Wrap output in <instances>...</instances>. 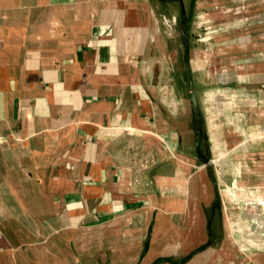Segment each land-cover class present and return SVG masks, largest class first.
<instances>
[{
	"label": "crops",
	"instance_id": "1",
	"mask_svg": "<svg viewBox=\"0 0 264 264\" xmlns=\"http://www.w3.org/2000/svg\"><path fill=\"white\" fill-rule=\"evenodd\" d=\"M228 261L264 264V0H0V264Z\"/></svg>",
	"mask_w": 264,
	"mask_h": 264
},
{
	"label": "rangeland",
	"instance_id": "2",
	"mask_svg": "<svg viewBox=\"0 0 264 264\" xmlns=\"http://www.w3.org/2000/svg\"><path fill=\"white\" fill-rule=\"evenodd\" d=\"M238 206L239 205H234V207H236V209L234 210V209H232L233 211H235V214L236 213H238L239 212V209H238ZM242 228L241 226H238V228ZM241 230V229H240ZM239 233V232H238ZM246 239H249L248 237L246 238V236L245 237H241L240 235H232L230 238H229V240H230V244L231 245H233L234 247L236 246V247H238V248H243L245 245H244V243L246 242L245 240ZM232 246V247H233ZM246 253V252H245ZM244 252L242 253V255L245 257V262H246V260H248V262H249V259H247L248 257H246L247 255L245 254ZM241 254V253H240ZM243 260V259H242Z\"/></svg>",
	"mask_w": 264,
	"mask_h": 264
},
{
	"label": "built area",
	"instance_id": "3",
	"mask_svg": "<svg viewBox=\"0 0 264 264\" xmlns=\"http://www.w3.org/2000/svg\"><path fill=\"white\" fill-rule=\"evenodd\" d=\"M240 249V251L243 253V252H247V250H248V247H243V248H239ZM243 262H245V259H243L242 260V263ZM224 264H236V262H234V261H228V262H225Z\"/></svg>",
	"mask_w": 264,
	"mask_h": 264
},
{
	"label": "water",
	"instance_id": "4",
	"mask_svg": "<svg viewBox=\"0 0 264 264\" xmlns=\"http://www.w3.org/2000/svg\"><path fill=\"white\" fill-rule=\"evenodd\" d=\"M187 72L190 75V63H189V55L187 57Z\"/></svg>",
	"mask_w": 264,
	"mask_h": 264
},
{
	"label": "bare ground",
	"instance_id": "5",
	"mask_svg": "<svg viewBox=\"0 0 264 264\" xmlns=\"http://www.w3.org/2000/svg\"><path fill=\"white\" fill-rule=\"evenodd\" d=\"M256 214V213H255Z\"/></svg>",
	"mask_w": 264,
	"mask_h": 264
}]
</instances>
